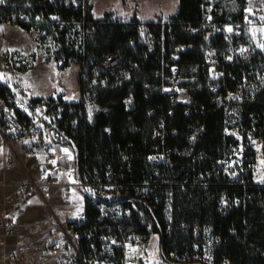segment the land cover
I'll list each match as a JSON object with an SVG mask.
<instances>
[{"label":"trees","instance_id":"1","mask_svg":"<svg viewBox=\"0 0 264 264\" xmlns=\"http://www.w3.org/2000/svg\"><path fill=\"white\" fill-rule=\"evenodd\" d=\"M61 1L3 0L0 9L8 15L24 10L29 19L41 16L51 20L50 25L40 23L50 27L59 43L55 60L61 68L73 62L81 66L84 54L101 57L109 52H120L124 55L123 66L115 74L94 71L90 66L81 72V93L88 95L100 111L91 119L82 118L76 125L68 126V132L84 167L102 171L112 169L124 180L139 181L144 172L151 171L147 155L156 142L154 129L166 118L168 106V101L160 94L146 98L142 87L143 82L153 80L156 53L149 52L147 45L140 41L142 22L136 16L123 21L107 13L104 18L96 19L91 6L87 19L96 29L79 44V36L71 26L60 28L53 19L55 15L80 14L79 10ZM241 10L232 18L227 14L217 16L216 10L214 15L221 21H240ZM200 16L201 0H179L178 11L167 19L177 42L185 46L178 65L192 114L186 115L185 106L181 105L167 117L168 125L177 132L168 139L174 153L172 166L163 173L178 185L172 216H167L164 210V186L154 188L160 196L154 210L163 230L173 219L171 232L163 233L162 248L176 261L187 251L192 252L193 260H200L210 251V264H264V183L255 179L257 152L244 138L242 164L238 167L240 171L236 168L234 180L228 178L222 162L230 158L241 142L226 129L237 127L244 134L254 130L264 139V83L257 79V68L264 56L258 50L248 59L238 55L229 57L218 49L215 65L224 71L222 80L226 85L213 91L212 63L206 48L209 45L219 48L221 37L211 34L209 28L189 30L188 26L196 25ZM151 22L148 25L151 26ZM24 23L31 28V22ZM243 37L244 34L239 40L244 42ZM31 56L32 61L20 67L13 66L7 58L8 66L27 70L36 58L35 54ZM241 83L246 94L244 100L227 102V92ZM8 88L0 82V96ZM130 97L131 102H128ZM151 109H155V113L151 114ZM194 126H200L201 130L192 143L187 135ZM199 174L209 184L207 187L200 185ZM222 197L226 200L224 206L220 205ZM236 198L241 201L236 203ZM194 227H199V231L195 232Z\"/></svg>","mask_w":264,"mask_h":264},{"label":"built area","instance_id":"2","mask_svg":"<svg viewBox=\"0 0 264 264\" xmlns=\"http://www.w3.org/2000/svg\"><path fill=\"white\" fill-rule=\"evenodd\" d=\"M64 5L73 7L80 14L70 16L55 15V23L62 28L71 26L79 36V44L95 32L94 23L88 21L87 12L91 6L90 0H62ZM214 0H201V16L196 25L188 26L191 31L209 28L211 34L221 37L219 48L209 45L206 54L212 63L210 77L213 79V91L226 85L222 78L223 70L216 67L218 49L222 55H238L244 59L250 58L258 50L239 38L243 29L250 23L260 24L264 18V0L258 6L244 7L241 10L242 19L221 21L215 18ZM4 21L42 22L48 25L51 20L41 16L30 18L26 11L8 15L0 9V19ZM123 21L129 18H121ZM251 21V22H250ZM152 25L140 24V41L147 45L148 51L156 53V69L153 80L143 82L146 98L160 94L168 101L165 114L154 129L156 142L147 155L150 164L149 172L142 174L139 181L124 180L122 175L112 169L105 171L89 169L80 161L77 146L68 132V126L76 125L82 118L91 119L100 108L86 94L80 95L76 101H68L63 96L53 94L42 98H31L20 90L9 87L0 96V177L3 188V206L0 212V264H12L16 261L15 253L7 249L6 238L16 232L19 211L34 195L44 198L56 190L58 196L70 208L78 211L65 224L62 239L65 243L62 252L63 264H152L149 251L153 243H157L161 255L159 264H210L211 252L206 251L200 260H193L191 251H187L180 261H176L162 248L163 233L173 229V219L163 230L160 219L155 213V206L160 196L154 188L164 186L167 216H172L175 208V187L178 185L172 178L166 177L163 170L172 166L173 147L168 139L173 137L177 129L168 125L167 117L172 116L176 106H185V114L191 115L190 99L182 85L184 77L178 65L180 55L185 46L177 42L171 29V23L163 18H155ZM124 63V55L120 52H109L101 57L86 56L80 66L81 72L89 66L94 71L115 74ZM135 88V85H131ZM244 85L238 84L229 90L225 96L227 102H242L245 98ZM131 99V97H130ZM155 113V109L149 111ZM232 112V111H231ZM200 126L191 128L187 139L195 142ZM238 139L240 144L229 159L223 160L224 172L230 180H234L236 168L231 162L240 158L243 151V139L264 153L262 136L254 130L244 134L239 128L226 129ZM263 152V153H262ZM20 165L26 179L18 182H8L7 173ZM200 185L209 184L201 174L197 180ZM183 188L184 184H180ZM77 200H76V199ZM241 200L235 199L236 203ZM8 204L12 207L8 208ZM226 204L225 197L220 205ZM195 232L199 227H194ZM218 239V236H214ZM55 244L53 251L56 252ZM226 261V259H224Z\"/></svg>","mask_w":264,"mask_h":264},{"label":"rangeland","instance_id":"3","mask_svg":"<svg viewBox=\"0 0 264 264\" xmlns=\"http://www.w3.org/2000/svg\"><path fill=\"white\" fill-rule=\"evenodd\" d=\"M106 1L111 6H118L125 0ZM139 2L140 6L147 11L155 8L167 11L172 9L176 0H144L142 3L139 0ZM214 2L217 16L227 14L228 18H232L234 14L240 12L242 7H252L256 4H260L262 0H244V3L240 0H214ZM117 18L120 19V17ZM161 18L168 19L166 17ZM30 24L34 33L22 29L16 22L0 21V79L16 80L27 89L28 94H33L35 92L43 93L44 91H56L57 93L63 91V95L67 100H78L80 97V64L78 63L79 67L73 64L66 68V70L58 68L54 59L57 54V49L59 48V43L54 38L52 30L49 26L42 25L40 22H31ZM242 33L244 34L243 39L252 47L259 50L264 56V18L261 20L260 24H248L246 28L243 29ZM34 34L39 52L44 54L45 59L49 57L48 59L52 60L46 62L42 54L39 53L33 62V66L28 68L29 70L16 73L10 69L8 63L10 62L13 66L20 67L32 61L31 55H36V53H32L36 50V43L33 39ZM17 50L22 53L15 52ZM7 51L9 53H6ZM257 70V79L264 83V60L260 62ZM15 87L19 90L17 85H15ZM128 102H131L130 98H128ZM240 155L242 156L241 152ZM256 159L257 162L254 169L255 179L257 182L264 183V154L258 155L257 151ZM231 162L233 166L240 171L238 167L242 164L241 157L234 158ZM257 164L259 165L258 168ZM48 200L50 201L49 204L45 203L41 197H33L28 204L24 205V211L20 213V216L24 215L25 220H27H22V222L28 223L32 229H44L47 226L46 219L52 216L49 205L68 204L61 198H53V196L48 197ZM77 211V208H73L69 212L71 216H74ZM149 260L152 264H159L161 262V255L156 242L153 243L152 249L149 251Z\"/></svg>","mask_w":264,"mask_h":264},{"label":"crops","instance_id":"4","mask_svg":"<svg viewBox=\"0 0 264 264\" xmlns=\"http://www.w3.org/2000/svg\"><path fill=\"white\" fill-rule=\"evenodd\" d=\"M141 3L144 0H140ZM263 1V0H262ZM262 3V2H261ZM260 3V4H261ZM91 8H92V13L93 16L96 19H101L104 18V16L107 13L112 14V18H131L133 16H136L142 23H149L150 21L154 20L155 18L159 17H170L174 15L179 8V0H176L175 5H173L172 9H169L167 11H163L161 9H151L147 11L145 8L140 6L139 0H125L122 2V4L118 6H111L109 3H107L106 0H90ZM260 4H256L254 6H258ZM252 6V7H254ZM9 22V21H6ZM16 22L22 27V29H25L27 31H33V28H27L25 26L26 23L24 22H18V21H13ZM33 39L35 40V34L33 35ZM36 43V50L33 51L32 53H36V56L40 53L38 50L37 42ZM15 52H21V51H15ZM6 53H9L8 51ZM22 53V52H21ZM24 54V53H23ZM42 54V53H40ZM43 59L48 62L51 61L52 59H45L44 54H42ZM56 65L58 68L66 70V68L70 67L71 65H78V63L73 62L69 66L65 68H61L58 64V62L54 59ZM34 64V63H33ZM33 66V65H32ZM31 68V67H29ZM16 73H22L27 70L21 71L16 68H11ZM0 82L8 85L9 87H13L16 89L15 85H17L18 89L25 93L27 96L31 98H42V97H47L53 94H58L63 96L65 99L66 97L63 95V91H59L58 93L56 91L50 92V91H44L43 93H38L35 92L33 94H28V91L25 87L20 85L19 82H17L14 79H0ZM80 89V95H81V88L79 85ZM67 100V99H66ZM68 101H76V100H68ZM264 154V153H263ZM2 158V151L0 147V160ZM259 165L257 164V168ZM26 176L21 168L20 165L10 169L7 173L6 180L8 182H18L20 180H25ZM0 182H1V177H0ZM58 192L54 190V193L49 195L53 196V198H60L57 194ZM38 196L41 197L42 200L44 201V198L39 195H34L30 198V201L33 197ZM29 201V202H30ZM45 202L47 204L50 203ZM29 202L25 203L24 205L28 204ZM24 205L23 208L19 211V220H18V225L16 232L8 236L6 238V243H7V249L13 253L16 254L17 259L14 261L12 264H63L62 263V252L63 248L65 246V243L62 239V234L65 232V224L72 219L74 216L70 215V208L71 205L68 204H56L55 206H50V209L52 211V216L46 219L47 226L43 229H32L30 228V225L27 223H23L22 220H25V216L22 215L20 216V213L24 211ZM3 206V188L2 185L0 184V212ZM8 208L12 207L11 204H8ZM27 221V220H25ZM42 222V221H41ZM41 225V224H39ZM58 237V238H57ZM58 245L57 251H53V247ZM3 253V247L0 246V255Z\"/></svg>","mask_w":264,"mask_h":264},{"label":"snow or ice","instance_id":"5","mask_svg":"<svg viewBox=\"0 0 264 264\" xmlns=\"http://www.w3.org/2000/svg\"><path fill=\"white\" fill-rule=\"evenodd\" d=\"M3 2V0H0V3H2Z\"/></svg>","mask_w":264,"mask_h":264}]
</instances>
